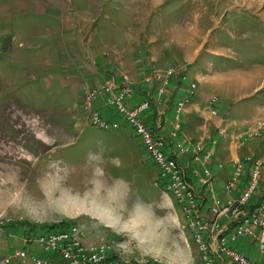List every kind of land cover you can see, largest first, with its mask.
<instances>
[{"label":"rangeland","instance_id":"rangeland-1","mask_svg":"<svg viewBox=\"0 0 264 264\" xmlns=\"http://www.w3.org/2000/svg\"><path fill=\"white\" fill-rule=\"evenodd\" d=\"M6 1L22 2L24 9L0 16V59L7 51L6 42L8 54L15 57L0 60V262L9 251L22 246V234L29 236L53 226L57 230L60 225L76 224L82 227L79 245L88 251L106 245L126 259L147 264H200L181 207L165 192V182L137 136L126 127L103 131L88 123L82 101L89 90L101 88L93 77L96 72L87 81H79L77 92L70 90L78 84L75 80L80 76L76 74L84 70L77 64L78 72L60 81V55L55 43L61 42L65 51L71 49L82 59L97 58L96 46L104 35H99L95 21L98 0ZM65 9L71 13L65 14ZM81 10L90 16L87 23L76 16ZM63 21L67 23L63 25ZM260 34L259 39L253 37V43L263 47L264 34ZM35 53L37 60H29ZM67 57L72 59V55ZM47 58L50 64L40 65ZM252 60H264V54ZM155 70H149L138 82L123 75L117 82L114 78L105 82L103 79L102 85L111 81L120 84L124 76L135 86L139 82L144 85V78ZM85 72L82 77L87 76ZM165 97L161 102L155 99L157 110ZM150 110L148 114L154 111ZM144 122L176 150L173 154L179 162L178 144L187 145L180 142V133L178 144H174L158 133L162 120L157 116L150 123L148 118ZM258 124L264 130V121L253 127ZM251 128L248 124L244 132ZM256 133V137L261 136V132ZM244 155L245 160L231 164H244L249 159V168L258 162L260 165L258 189L248 202L253 212L264 203V155H255L253 149ZM189 163L192 165L190 158ZM179 165L185 171L180 162ZM185 178L195 188V183ZM202 190L196 186L204 216L210 200ZM213 190L214 187L210 199L215 196ZM223 219L219 218V222ZM240 242L254 244L255 254H242L237 247ZM229 246L254 264L264 263L254 240L229 242Z\"/></svg>","mask_w":264,"mask_h":264},{"label":"crops","instance_id":"crops-1","mask_svg":"<svg viewBox=\"0 0 264 264\" xmlns=\"http://www.w3.org/2000/svg\"><path fill=\"white\" fill-rule=\"evenodd\" d=\"M98 2L95 21L99 35L100 32L104 35L96 46L97 58L89 60L87 56L82 59L73 55L75 53L71 49L65 51L61 42L55 43L60 55V81L63 82V77L67 80L71 73L78 72L76 64L77 68L88 72L81 69V74L85 72L86 77L76 74L80 76L74 79L78 84L70 88L76 92L80 91L79 81H87L93 72H96L93 76L96 79L92 78L102 87L106 79L114 78L117 82L121 76L128 75L138 82L151 69L175 68L186 80L178 83L174 80V85L166 90V97L159 110L156 109L154 84L148 86L137 83L130 104L133 106L143 99L150 100L154 111L148 115V123L155 119L158 113L162 114V128L158 133L169 138L174 123L172 107L177 99L186 94L189 84H195L196 92L181 114L180 142L185 145L197 142L207 144L219 128L225 129L227 139L215 147L211 162L214 177L213 195L222 203L237 198L245 182H241L229 192L224 190L232 173L231 163L239 159L245 160L244 154L250 149H253L257 156L264 155V130H260L261 124L253 127L264 121V60H252L256 55L264 54V45L259 47L253 43L255 35L259 39L260 33L264 34V0ZM23 4L0 0V16L15 14L17 8L23 10L24 7L20 6ZM48 12L50 11L39 13ZM67 13L71 12L65 9V14ZM135 13L138 14L137 17L134 16ZM78 15L82 17L83 22L89 21L87 11L81 10L76 16ZM65 23L67 22L63 21V25ZM248 38L250 40L245 42ZM4 41L6 42L5 38ZM5 44L7 51L1 59L14 60L15 57L8 54V43ZM35 55L36 53L29 60H37L34 59ZM70 55L72 59H68L67 56ZM46 60L40 65L50 64V59ZM65 82L67 84V81ZM78 94L80 95L79 92ZM214 96L220 100L216 106V115L211 114L208 105ZM93 107L106 117H115L105 106L104 97H99ZM248 124L252 128L244 132ZM255 128H258V131H255ZM256 132H261V136L256 137ZM242 134L250 138L242 142L238 137ZM178 159L192 181V165L189 158L179 156ZM202 191L210 200V204L206 202L209 209L203 214L207 218H213L209 197L212 192L204 189ZM225 221L221 220V224L224 225ZM237 247L244 255L253 256L256 251L254 244L245 242H240Z\"/></svg>","mask_w":264,"mask_h":264},{"label":"built area","instance_id":"built-area-1","mask_svg":"<svg viewBox=\"0 0 264 264\" xmlns=\"http://www.w3.org/2000/svg\"><path fill=\"white\" fill-rule=\"evenodd\" d=\"M152 72L144 78V83L154 84L155 99L159 102L166 95V90L174 85V80L175 83L186 80V77L176 72L175 68ZM195 92L196 85L189 84L186 94L177 99L172 107L174 123L169 139L173 140L174 144H178L181 114ZM134 94L135 85L131 84L126 76L122 78L120 84L111 81L106 82L100 89L89 90L82 101L88 114V123L103 131L126 127L137 136L144 153L157 167L161 179L165 182V192L170 193L181 207L186 227L198 251L200 264H254L229 246V242L236 244L242 239L254 240L258 244L259 255L264 258V203L253 212L249 210L252 203H248L258 189L259 162L254 168L252 166L249 168V159H246L244 164L234 163L224 190L231 191L244 178L245 184L239 196L223 203L216 196H212L210 212L214 217L203 216L200 212L202 201L196 195L195 189L199 185V188L212 192L214 177L211 162L215 147L227 139L226 130L218 129L207 144L197 142L184 147L178 144L177 151L181 156L189 157L192 161L191 177L195 183L194 188L187 182L186 172L173 154L176 150L156 136L150 129V124L146 125L147 122H144L151 111L150 100L143 99L132 106L130 101ZM99 97H104V104L115 114L114 118L106 117L94 109V102ZM208 105L211 114L216 115L217 99L212 97ZM161 115H157V120H162ZM248 138L250 136L244 134L239 136L242 142ZM219 218L227 220L224 225L219 222ZM50 228L49 231L37 234L33 232L29 236H24L20 232L22 246L9 251L0 264H147L142 260L126 259L117 251H111L106 245L92 251L84 249L78 242L82 230L79 225H60L57 230H54V226Z\"/></svg>","mask_w":264,"mask_h":264},{"label":"trees","instance_id":"trees-1","mask_svg":"<svg viewBox=\"0 0 264 264\" xmlns=\"http://www.w3.org/2000/svg\"><path fill=\"white\" fill-rule=\"evenodd\" d=\"M260 184H261V180H260ZM263 184V183H262Z\"/></svg>","mask_w":264,"mask_h":264},{"label":"clouds","instance_id":"clouds-1","mask_svg":"<svg viewBox=\"0 0 264 264\" xmlns=\"http://www.w3.org/2000/svg\"><path fill=\"white\" fill-rule=\"evenodd\" d=\"M119 234V233H118Z\"/></svg>","mask_w":264,"mask_h":264}]
</instances>
